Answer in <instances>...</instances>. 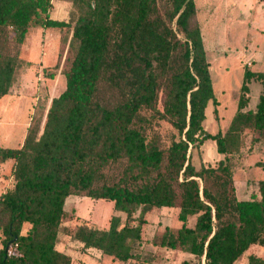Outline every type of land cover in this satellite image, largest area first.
<instances>
[{
  "label": "trees",
  "instance_id": "16d2710c",
  "mask_svg": "<svg viewBox=\"0 0 264 264\" xmlns=\"http://www.w3.org/2000/svg\"><path fill=\"white\" fill-rule=\"evenodd\" d=\"M67 1L62 21L49 16L51 0H0V97L26 64L19 46L28 29L71 25L64 90L20 146L0 147V164L13 161V187L0 194V264H71L56 247L71 196L112 201L125 215L122 224L113 215L108 228L82 224L72 233L83 249L121 263L138 264L134 243L154 208H178L181 222L196 216L193 227H166L157 242L194 257L181 264H234L252 245L264 247V180L258 198L239 200L230 160L245 129L252 145L264 142V71L244 70L230 126L206 133L214 92L195 0ZM251 80L261 92L255 110L244 111ZM161 122L175 130L169 144L155 130ZM207 139L223 158L197 170L187 152Z\"/></svg>",
  "mask_w": 264,
  "mask_h": 264
},
{
  "label": "rangeland",
  "instance_id": "374dc122",
  "mask_svg": "<svg viewBox=\"0 0 264 264\" xmlns=\"http://www.w3.org/2000/svg\"><path fill=\"white\" fill-rule=\"evenodd\" d=\"M49 16L68 21L71 4L67 0H51ZM196 21L202 34L206 58L212 80L214 100L209 101L202 123L206 133L224 134L237 112L240 87L244 70L264 71V0H195ZM71 25L64 28L44 29L32 26L28 29L19 56L26 64L18 70L10 91L0 97V147L16 148L22 143L27 129L43 119L53 97L65 88L62 72L67 66L68 43ZM53 75L52 78L49 75ZM249 98L244 111L255 109L261 92V84L251 80ZM165 144L176 135L175 130L164 122L155 126ZM253 131L243 132L240 153L230 158L233 180L239 200L257 198V181L264 180V142L252 145ZM190 162L195 169L201 165L216 166L223 158L215 141L205 140L201 145L188 149ZM13 161L0 164V194L13 187L11 167ZM65 217L60 225L57 249L70 255L71 264H131L106 257L96 249H83L72 237L79 225L108 228L110 218L118 215L121 224L125 215L113 210V202L71 196L65 202ZM178 208H154L145 216L141 240L134 243L140 253L138 264H181L194 257L180 249L172 250L157 245L166 227L177 230L182 226L193 227L196 216L186 222L178 219ZM134 216L138 217L139 212ZM137 220L132 223L135 225ZM29 227L25 224L24 231ZM23 231V232H24ZM264 260V247L252 245L234 264H248L249 257Z\"/></svg>",
  "mask_w": 264,
  "mask_h": 264
},
{
  "label": "crops",
  "instance_id": "0c3cea01",
  "mask_svg": "<svg viewBox=\"0 0 264 264\" xmlns=\"http://www.w3.org/2000/svg\"><path fill=\"white\" fill-rule=\"evenodd\" d=\"M53 19H55V18H53ZM256 108V107H255ZM249 110H252V111H254L255 109H249Z\"/></svg>",
  "mask_w": 264,
  "mask_h": 264
},
{
  "label": "water",
  "instance_id": "95a60500",
  "mask_svg": "<svg viewBox=\"0 0 264 264\" xmlns=\"http://www.w3.org/2000/svg\"><path fill=\"white\" fill-rule=\"evenodd\" d=\"M190 148V147H189ZM187 157L189 158L188 154H187ZM203 264H204V259H203Z\"/></svg>",
  "mask_w": 264,
  "mask_h": 264
}]
</instances>
